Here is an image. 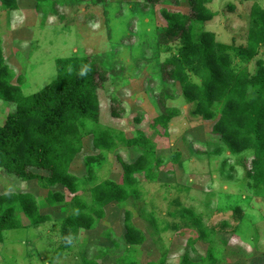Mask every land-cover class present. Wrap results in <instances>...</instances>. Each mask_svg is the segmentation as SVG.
Wrapping results in <instances>:
<instances>
[{
    "label": "rangeland",
    "instance_id": "obj_1",
    "mask_svg": "<svg viewBox=\"0 0 264 264\" xmlns=\"http://www.w3.org/2000/svg\"><path fill=\"white\" fill-rule=\"evenodd\" d=\"M142 2L66 0L56 6L49 1L37 10L35 0H16L19 8L15 12L0 9L2 54L13 72L12 83L22 79L24 95H31L54 80L57 59L74 55L94 59L109 76L97 91L100 124L121 131L128 138L138 129L145 131L155 144L157 156L163 159L154 180L139 176L143 203L133 207L129 201L123 207H107L104 218L93 229L79 230L77 237L64 226L65 204L70 203L72 195L60 186L46 189L37 181L24 182L0 171V194L32 195L39 212L50 216L49 222L33 228L27 227L28 221L18 213L23 227L2 234L0 264H83L84 249L86 258L97 264H116L120 255L126 258V254L140 264L161 259H165L164 264H182L184 258L191 264H201L209 241L217 245L215 264H264V197L249 187L244 174L251 153L232 155L223 151L215 155L213 150L220 143L211 135L212 122L194 115L192 105L184 101L180 91H173L166 80L161 82V64L172 53H165L157 45L156 30L166 25L160 10L165 7L186 14L188 0H179L177 5L166 0L150 10ZM254 3L264 10V0H212L207 6L216 16L204 24L205 30L213 32L217 42L226 46H243ZM235 59L241 63L238 57ZM257 60L264 62V47L247 64L250 74L256 71ZM192 81L198 82L196 78ZM165 88L171 94L166 105L179 109V114L170 120L166 130L159 127L156 133L148 125L160 113L156 98ZM114 98L124 111L118 119L110 113ZM14 110L13 104L0 101V125ZM140 115L142 122L136 124L134 118ZM83 146L84 154L97 153L91 137L83 140ZM174 153L181 155L179 163L171 160ZM136 155L135 150L121 154L126 161L127 156L129 159ZM75 168L76 174L83 172L82 164ZM105 174L119 181L115 159ZM48 191L66 193L64 202L48 204ZM235 208L242 211L238 222L237 217H232ZM125 209L132 213V224L146 236L142 245L130 247L127 252L118 243L120 240L116 244L121 248L115 246V239L125 234ZM191 211L201 215L202 229L215 230L206 242L196 238L199 232L194 225H187ZM150 212L157 219L156 227L147 220ZM223 222L228 227L220 232Z\"/></svg>",
    "mask_w": 264,
    "mask_h": 264
},
{
    "label": "trees",
    "instance_id": "obj_2",
    "mask_svg": "<svg viewBox=\"0 0 264 264\" xmlns=\"http://www.w3.org/2000/svg\"><path fill=\"white\" fill-rule=\"evenodd\" d=\"M49 1L57 6L66 0H35L36 9ZM165 1L143 0L142 6L150 10ZM211 2L188 0L186 14L161 8L166 25L156 30L157 45L165 53H172L161 64V82L166 80L173 91L179 90L184 101L192 105L194 115L212 122L211 135L220 143L213 150L215 155L223 151L232 155L251 153L249 168L244 169L245 178L249 187L264 197V62L256 61L253 74L247 67L264 47V10L253 4L246 42L239 48H231L217 42L216 35L204 28V24L216 16L207 6ZM173 3L177 5L179 0ZM0 9L15 12L18 10L16 0H0ZM235 57L241 63L238 64ZM107 72L86 56L57 59L54 80L26 96L20 77L16 84L12 83L13 72L5 63L0 44V101L15 107L0 125V171L24 182L37 181L46 189L60 186L72 195L70 203L65 204L64 226L75 237L81 229H93L104 218L107 207H123L129 201L133 202V207L143 203L139 176L154 180L163 163L145 131L138 129L128 138L125 133L100 124L97 91L108 80ZM170 97L166 88L157 94L160 113L148 125L156 133L159 127L166 130L170 120L179 114V109L166 105ZM112 102L111 116L123 117L121 104L115 98ZM142 119V115L136 116L134 122L140 124ZM87 137L92 138L96 154H84L83 140ZM125 150H135L137 155L129 159L127 156L126 161L121 156ZM180 157L178 153L171 154L175 163H179ZM112 159L119 167L118 182L105 174L111 168ZM79 164L83 165V172L76 174L75 167ZM32 170L47 174L41 176ZM65 197L64 192L48 191L46 201L48 204L61 203ZM140 211H145V207ZM18 213L28 221L27 227L36 228L50 221V216L39 212L32 195L0 194V240L4 232L23 227ZM232 214L237 222L242 218L240 208H235ZM131 217V211L125 209V234L115 239V246L121 248L116 244L120 240L118 243L124 245L125 252L130 247L142 245L146 239L144 232L132 224ZM201 218L191 211L187 225H194L199 232L196 238L206 242L214 236L215 230L213 227L202 229ZM147 220L156 227L158 222L153 212L148 214ZM226 227V222L221 223L220 232ZM173 229L180 227L173 226ZM207 244L201 264H215L218 262L217 245L211 241ZM85 250L81 254L83 264H97L86 258ZM120 256L116 264H140L127 254L126 258ZM164 263L165 259H161L146 264ZM182 264L191 263L184 258Z\"/></svg>",
    "mask_w": 264,
    "mask_h": 264
},
{
    "label": "clouds",
    "instance_id": "obj_3",
    "mask_svg": "<svg viewBox=\"0 0 264 264\" xmlns=\"http://www.w3.org/2000/svg\"><path fill=\"white\" fill-rule=\"evenodd\" d=\"M84 73H81V75H83Z\"/></svg>",
    "mask_w": 264,
    "mask_h": 264
},
{
    "label": "crops",
    "instance_id": "obj_4",
    "mask_svg": "<svg viewBox=\"0 0 264 264\" xmlns=\"http://www.w3.org/2000/svg\"><path fill=\"white\" fill-rule=\"evenodd\" d=\"M19 8V7H18Z\"/></svg>",
    "mask_w": 264,
    "mask_h": 264
}]
</instances>
